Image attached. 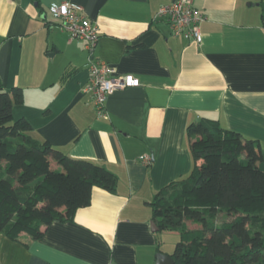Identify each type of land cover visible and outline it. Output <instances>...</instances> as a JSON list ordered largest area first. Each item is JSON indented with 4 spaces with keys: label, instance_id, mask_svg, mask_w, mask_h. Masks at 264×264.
I'll use <instances>...</instances> for the list:
<instances>
[{
    "label": "crops",
    "instance_id": "0c3cea01",
    "mask_svg": "<svg viewBox=\"0 0 264 264\" xmlns=\"http://www.w3.org/2000/svg\"><path fill=\"white\" fill-rule=\"evenodd\" d=\"M171 1L0 0V80L23 94L13 117L31 125L33 139L117 177L115 194L94 188L73 222L50 224L38 240L0 234V264H155L157 249L170 251L151 230L148 203L190 174L187 125L215 120L264 144V0H194L200 44L153 21ZM62 2L97 27L93 57L138 80L108 96L107 119L85 90V41L45 24L48 7Z\"/></svg>",
    "mask_w": 264,
    "mask_h": 264
},
{
    "label": "trees",
    "instance_id": "16d2710c",
    "mask_svg": "<svg viewBox=\"0 0 264 264\" xmlns=\"http://www.w3.org/2000/svg\"><path fill=\"white\" fill-rule=\"evenodd\" d=\"M22 101L21 89L0 80V234L13 241L23 234L38 240L50 224L73 222L94 188L117 190V177L103 165L29 136L31 125L12 114ZM186 136L190 174L148 203L158 230L178 235L169 256L174 264H264V144L209 119L189 123ZM218 214L229 220L217 223Z\"/></svg>",
    "mask_w": 264,
    "mask_h": 264
},
{
    "label": "built area",
    "instance_id": "2783aa9c",
    "mask_svg": "<svg viewBox=\"0 0 264 264\" xmlns=\"http://www.w3.org/2000/svg\"><path fill=\"white\" fill-rule=\"evenodd\" d=\"M48 13L57 20V23H51L52 26L67 33L70 39L85 41V48L89 54L85 90L91 95L97 115L107 119L105 104L108 96L115 91L138 86V80L131 76H116L112 67L93 57L100 34L97 27L77 5L69 2L51 4ZM203 20V15L194 7V0H172L168 4H161L153 17V21H162L168 26L171 36L181 37L195 44L202 42L200 25ZM139 161L149 165L151 158L143 155Z\"/></svg>",
    "mask_w": 264,
    "mask_h": 264
},
{
    "label": "rangeland",
    "instance_id": "374dc122",
    "mask_svg": "<svg viewBox=\"0 0 264 264\" xmlns=\"http://www.w3.org/2000/svg\"><path fill=\"white\" fill-rule=\"evenodd\" d=\"M48 19L51 20L53 23H57V20L51 18L50 16L48 17ZM187 177H185L181 180H185V179H187ZM228 220H229V217L222 215V214H218L216 217L217 223H222V222H225ZM186 226L189 229L197 228V226H195L189 222H186ZM177 241H178V235L175 232L163 230L159 233V246H160L161 251H166V252L170 251V254L173 253Z\"/></svg>",
    "mask_w": 264,
    "mask_h": 264
},
{
    "label": "water",
    "instance_id": "95a60500",
    "mask_svg": "<svg viewBox=\"0 0 264 264\" xmlns=\"http://www.w3.org/2000/svg\"><path fill=\"white\" fill-rule=\"evenodd\" d=\"M150 226H151L152 232L158 231V228L155 226L154 222H151ZM155 264H174V261L169 255L158 252L155 255Z\"/></svg>",
    "mask_w": 264,
    "mask_h": 264
}]
</instances>
